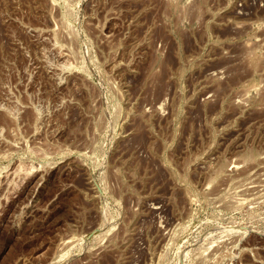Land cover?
<instances>
[{
  "label": "rangeland",
  "instance_id": "obj_1",
  "mask_svg": "<svg viewBox=\"0 0 264 264\" xmlns=\"http://www.w3.org/2000/svg\"><path fill=\"white\" fill-rule=\"evenodd\" d=\"M0 264H264V0H0Z\"/></svg>",
  "mask_w": 264,
  "mask_h": 264
}]
</instances>
